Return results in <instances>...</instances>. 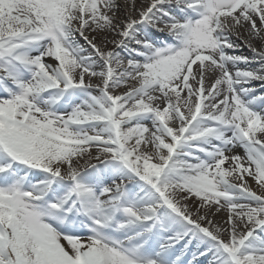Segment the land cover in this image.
<instances>
[{
  "label": "snow or ice",
  "instance_id": "1",
  "mask_svg": "<svg viewBox=\"0 0 264 264\" xmlns=\"http://www.w3.org/2000/svg\"><path fill=\"white\" fill-rule=\"evenodd\" d=\"M0 264H264V0H0Z\"/></svg>",
  "mask_w": 264,
  "mask_h": 264
},
{
  "label": "bare ground",
  "instance_id": "2",
  "mask_svg": "<svg viewBox=\"0 0 264 264\" xmlns=\"http://www.w3.org/2000/svg\"><path fill=\"white\" fill-rule=\"evenodd\" d=\"M253 43H255V44H257L258 42H256V41H254ZM259 44V43H258ZM252 52L249 50V49H247V48H244L243 49V54L244 55H246V56H252L253 54H251ZM234 152L236 153V154H240V155H244V151H243V149L242 148H240V147H237V148H235L234 149ZM250 183H252L251 181H250ZM254 183H252V187H254Z\"/></svg>",
  "mask_w": 264,
  "mask_h": 264
},
{
  "label": "rangeland",
  "instance_id": "3",
  "mask_svg": "<svg viewBox=\"0 0 264 264\" xmlns=\"http://www.w3.org/2000/svg\"><path fill=\"white\" fill-rule=\"evenodd\" d=\"M111 47V46H109ZM124 89H120L119 91H123ZM253 189H256V185H254ZM226 212L221 211L220 213H218L215 217H213L214 220H216L219 223H223V221L226 219Z\"/></svg>",
  "mask_w": 264,
  "mask_h": 264
}]
</instances>
